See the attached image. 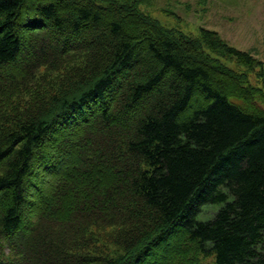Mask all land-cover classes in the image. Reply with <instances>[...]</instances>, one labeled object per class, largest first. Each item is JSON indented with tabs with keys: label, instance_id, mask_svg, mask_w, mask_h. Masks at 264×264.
<instances>
[{
	"label": "trees",
	"instance_id": "trees-1",
	"mask_svg": "<svg viewBox=\"0 0 264 264\" xmlns=\"http://www.w3.org/2000/svg\"><path fill=\"white\" fill-rule=\"evenodd\" d=\"M138 2L0 0V95L69 62L0 112V264H137L178 229L215 264H264V112L215 73L256 61Z\"/></svg>",
	"mask_w": 264,
	"mask_h": 264
},
{
	"label": "rangeland",
	"instance_id": "rangeland-1",
	"mask_svg": "<svg viewBox=\"0 0 264 264\" xmlns=\"http://www.w3.org/2000/svg\"><path fill=\"white\" fill-rule=\"evenodd\" d=\"M137 7L160 25L174 32L192 38L197 37L201 29H207L216 32L218 38L228 46L251 55L256 63L248 70L235 61L225 60L226 67L246 74L242 79L228 77L216 70L215 73L225 78L224 83L229 88H236V84L249 88L251 92L249 101L246 100L244 103L264 112V0H140ZM68 53L67 55L73 56L78 52ZM206 54L211 64L216 65L218 54L215 52ZM67 55L66 60H69ZM68 65L69 62L64 60V63L51 70H48L47 65L40 66L36 71L39 77L22 87L9 90V95H0V112L20 108L31 98L29 97L31 94L43 92L38 85L61 79ZM95 112H87V115L91 116L89 119L93 118ZM117 114L120 119H124L122 112L119 111ZM82 121L83 119L79 121L81 126L88 122ZM217 208L218 205L213 204L202 206L199 219L210 218ZM23 215L26 220L34 217V212L28 204L25 205ZM260 249L264 251V239ZM137 264H215V260L213 255L203 253L197 242L189 239L186 233L178 229L165 241L155 243Z\"/></svg>",
	"mask_w": 264,
	"mask_h": 264
}]
</instances>
